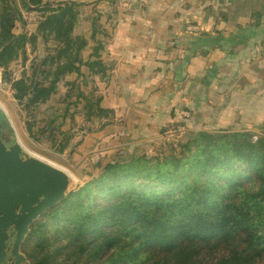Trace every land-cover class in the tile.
I'll use <instances>...</instances> for the list:
<instances>
[{
	"label": "trees",
	"instance_id": "obj_1",
	"mask_svg": "<svg viewBox=\"0 0 264 264\" xmlns=\"http://www.w3.org/2000/svg\"><path fill=\"white\" fill-rule=\"evenodd\" d=\"M99 1L0 0V68L26 110L49 102L75 73L78 80L68 85L78 91L86 122L102 121L101 131L115 121L95 81L107 72L100 53L105 46L93 34L96 59L86 60L82 52L89 40L75 35L74 5ZM33 12L39 19L29 31L25 14ZM252 16L260 27L264 12ZM39 44L48 52L30 73L12 78L11 65L26 63L28 50L35 53ZM186 109L191 117L182 116V109L175 113L165 150L130 147L106 154L90 178L80 173L83 185L31 225L22 246L30 262L264 264V132L199 130L181 140L196 127L193 111ZM41 129L64 146L72 140L65 133L68 141L57 140L51 122Z\"/></svg>",
	"mask_w": 264,
	"mask_h": 264
},
{
	"label": "crops",
	"instance_id": "obj_2",
	"mask_svg": "<svg viewBox=\"0 0 264 264\" xmlns=\"http://www.w3.org/2000/svg\"><path fill=\"white\" fill-rule=\"evenodd\" d=\"M74 10L75 35L89 40L83 57L96 59L93 34L105 46L107 72L95 81L115 121L84 135L67 160L165 150L175 113L186 108L196 127L264 132V20L255 27L252 16L264 12V0H100ZM196 24L202 32L189 29Z\"/></svg>",
	"mask_w": 264,
	"mask_h": 264
},
{
	"label": "rangeland",
	"instance_id": "obj_3",
	"mask_svg": "<svg viewBox=\"0 0 264 264\" xmlns=\"http://www.w3.org/2000/svg\"><path fill=\"white\" fill-rule=\"evenodd\" d=\"M25 17L27 22L26 29L29 31L34 30L35 24H37L39 19V14L35 12L27 13L25 14ZM194 26H198L196 31L202 32L203 28L201 26L198 24ZM17 30H21L20 24L18 25ZM47 52L48 50L42 44H39L35 53L29 49V60L26 63L19 60L11 65L9 69L11 77L19 78L24 72L30 73L31 65L38 62ZM68 82L69 81H63L59 84L58 93L55 94L49 102L31 108L30 110H26L24 105L19 103L14 98V90L5 80L4 71L0 68V103L5 108L7 114V118L4 120V138L9 140L18 135L23 145L29 151L69 170L70 172L72 171L71 173H74L80 180L79 186H81L83 185V179L90 178L92 172L94 171V167L102 164L106 157L103 156L101 152L96 150L86 156H79L77 161H75V159H67H70L71 154H74L71 152L76 151L80 144L83 143L82 141L85 139L83 136L88 133L92 134L97 132L102 124V121L93 120L86 122L84 114L82 113L83 103H77L78 91L72 90L69 87ZM99 85L103 86L102 84ZM48 110L58 113V116L48 118V115H46ZM58 117H60L59 120ZM28 122L31 123V131L27 128ZM50 122L55 128L53 135H56L57 140H60L62 137L63 141L72 139L67 143V145H62L60 142L56 141L55 138H52L53 141L48 140L45 136L48 132L41 134V128L44 126V123L49 124ZM58 126L61 130H59ZM184 126H186V124H184ZM218 129L222 128H204L203 126H193L191 127V132H188L190 136H182L183 134H181L179 137L183 140L193 137V132L195 131L211 130L216 132ZM227 129L246 130L244 128L233 129L231 127ZM48 131L52 134L49 129ZM63 133L68 136V139H64ZM89 172H91V175ZM80 173L83 174V179L78 176Z\"/></svg>",
	"mask_w": 264,
	"mask_h": 264
},
{
	"label": "water",
	"instance_id": "obj_4",
	"mask_svg": "<svg viewBox=\"0 0 264 264\" xmlns=\"http://www.w3.org/2000/svg\"><path fill=\"white\" fill-rule=\"evenodd\" d=\"M6 118L0 103V264H32L22 250L31 225L75 191L80 180L29 151L18 135L6 140Z\"/></svg>",
	"mask_w": 264,
	"mask_h": 264
},
{
	"label": "built area",
	"instance_id": "obj_5",
	"mask_svg": "<svg viewBox=\"0 0 264 264\" xmlns=\"http://www.w3.org/2000/svg\"><path fill=\"white\" fill-rule=\"evenodd\" d=\"M189 29L193 30V31H196L197 30V26L190 25ZM181 115L185 116V117H191V112L189 110H187V109H183L181 111Z\"/></svg>",
	"mask_w": 264,
	"mask_h": 264
}]
</instances>
